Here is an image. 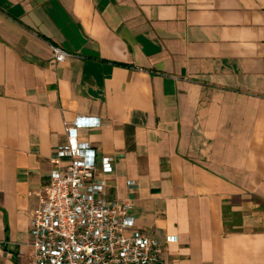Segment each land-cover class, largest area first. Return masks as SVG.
<instances>
[{
	"label": "crops",
	"instance_id": "crops-1",
	"mask_svg": "<svg viewBox=\"0 0 264 264\" xmlns=\"http://www.w3.org/2000/svg\"><path fill=\"white\" fill-rule=\"evenodd\" d=\"M81 117L158 264H264V0H0V264Z\"/></svg>",
	"mask_w": 264,
	"mask_h": 264
},
{
	"label": "built area",
	"instance_id": "built-area-1",
	"mask_svg": "<svg viewBox=\"0 0 264 264\" xmlns=\"http://www.w3.org/2000/svg\"><path fill=\"white\" fill-rule=\"evenodd\" d=\"M56 62L71 54L53 48ZM96 123L81 117L65 124L66 144L50 158V182L38 194V206L29 223L28 246L32 252L26 264H158L164 241L133 230L128 203L107 202L103 194L113 172V159L98 161L96 150L80 141L78 131Z\"/></svg>",
	"mask_w": 264,
	"mask_h": 264
}]
</instances>
